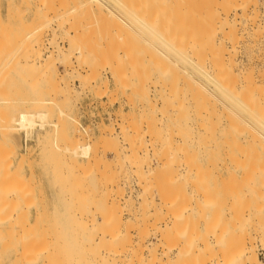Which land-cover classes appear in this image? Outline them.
Segmentation results:
<instances>
[{"label":"rangeland","instance_id":"rangeland-1","mask_svg":"<svg viewBox=\"0 0 264 264\" xmlns=\"http://www.w3.org/2000/svg\"><path fill=\"white\" fill-rule=\"evenodd\" d=\"M98 1L97 0H0V29L3 30V32L0 31L1 34L3 35L2 36L0 34V39L2 38L0 40V47H1L0 57H4V60L2 58L3 63L0 58V64H1L0 77L2 75L1 73H3L2 70H6L10 63L9 71L6 70L4 72L5 74L2 75L3 80L2 78L0 79L2 81V82L0 81V87H2L0 89L1 92L0 99L6 98V96L7 98L11 97L12 102L10 101L9 104L13 103L12 104L13 107H9V106L5 107L1 105L0 108H2L3 111H1L0 109V112L7 113L6 110L11 111L12 109L9 117L12 116L11 118L14 119H17L21 112L38 113L41 111H46V112L48 111L49 114L51 113L50 114L51 117L50 116H48L49 118L47 117L48 119V121L46 120L47 123L46 121L44 122V128L46 126L45 129H41L39 127L40 121L37 120V126L34 129H32L34 130L32 131L34 133H30L31 130L26 131V129H20L19 125L17 126L15 123H12L14 127L13 129L14 131L12 133H14V135L16 136H19L21 139L19 141L20 142L19 146H21L20 150L22 151L19 158V161L22 160V162L20 163L21 165L20 181L25 183L22 184L19 181L20 185L22 184L21 186L19 185L20 187L19 191L20 193H22L20 199V202L22 203V205L20 203L22 212L20 211V215L21 216L23 215L22 218L20 216L19 221L23 229H25V231L32 230L33 232L36 233V237H37L36 240L38 241L36 243L37 244L39 243L38 246H41L40 247L41 251L40 252L38 251V253H41L39 255H42L39 256V259L36 264H44V263L58 264L53 262L49 263L48 260L43 261L46 260L45 254L48 253L47 249H50V246L54 247V244L55 246L59 245L60 250L61 251L65 250V253L66 252L71 253L73 249L74 251L76 250L75 248H79V250L86 252V250L81 249V247H84L85 245L87 247V245H89L91 241L96 240L98 236L101 235L100 232L106 235H109L110 232L114 234L116 233L117 236L121 237L122 239L120 243L121 245L119 246L123 251L129 249L138 251L140 249L139 250L140 254L144 255L143 258L146 259L149 256V260L153 259L152 256L155 255L156 260L152 262L155 264L158 263L172 264V263H176L175 260H177V263H181V264L202 263L203 261L204 263L205 262L222 263L223 262L221 260L222 250L221 251L218 250L219 248L222 249L228 247V250L229 249L231 250L235 246L237 247L235 248L234 251L235 253L232 252L234 248L231 250V252L238 255L242 249L241 248L242 244H244V246L242 245V247L245 246L248 248L252 247L260 263L264 264V194H263L264 182H262L264 180V171H263L264 144H259L260 146L263 145V147L261 146L262 148H259V145L257 146L258 141L255 142L256 145L254 144V147L256 146L255 151L257 153L259 152L261 153L263 149V152L261 153L262 155L259 153V155L263 158V160L256 153L254 158L256 160L261 159V161L258 160L257 163L256 160H254L257 164L256 165L254 162V166L255 165L258 166L260 163L261 164L258 167L256 166L254 168L252 167L251 168L252 170L250 169V171L249 169H246L249 168L248 166L249 164L246 165V167L243 166L245 169H243V167L241 168L239 167L237 169L233 168L234 170L225 167L224 165L223 166L221 165L223 158L222 159L220 158L221 156L224 157V153H225V151H223L225 147L222 146L224 144V140H223L224 137L222 140L219 141V145L214 147V149L211 151L212 153L210 152L211 155L209 154L208 156L207 155L200 156L199 151L197 149L198 144L196 145L194 144L196 143L197 140V136L195 133L196 130H195V113H194L195 110L194 107L196 106V105L194 106V103L197 99L196 98L197 94L194 93L197 91L196 82H195L196 63H198L197 60L199 59L201 60V58L202 59L204 58L206 60H204L203 62L208 63L210 62V60L213 59V65L214 63H216L215 65L217 67H219V65L221 64L220 62L227 61V63L224 64L225 69L227 67L228 70L234 72V73L229 72L231 76L228 74L229 75L228 78L231 77L229 81L230 82L232 81L231 83L229 82V85L231 84L234 85V83L236 81L238 82L239 81L238 79H240V83L238 82L239 84H237V82L235 83V85H237L236 89L240 88L241 90L247 92L245 96H248L247 98H249V100L248 99L247 100L250 101V106L253 105L252 106L253 108L254 106H256V110L258 111L257 109L259 108L258 106H260L261 108V105L264 104V92H263L264 91L263 88L264 87V68H263L264 67V0H256V1L243 0V2L242 0H235L237 2L239 1L238 2L239 4L237 2L232 4L235 5L238 4L241 10L238 8L236 9V7L233 6L226 21L224 20V25H221V29L214 28L220 26V25L216 26L217 23L216 21L214 27L212 26L213 24L208 25L210 23L209 20L211 19L210 15L211 17L214 16V15L212 16V13L210 14L211 10L210 12L209 11L207 12L208 13L207 15H209V17L206 16L207 17L206 18L202 16L206 14L205 9H207L206 8L207 3L210 4L208 5V7H210L211 4L213 6L209 9L212 8L214 9L218 6V4L215 5L216 7L214 6V3L215 4L217 3L214 2V0H210L209 1L210 3L209 2L206 3L205 1L202 2V0L201 1L197 0L198 2H202L201 4H198V2L197 3L194 2L195 0L194 1L189 0V2L187 0L186 2L188 3L184 1V4L186 3V5L184 6L182 3H180L177 0L175 1L168 0L171 3H168L167 0H165L167 2L158 0V2L161 1L159 2V7L157 5L158 2L156 3L157 0H145L146 3L144 0H128V1L103 0L105 3L102 0H98ZM113 1H118V2L121 1L120 3L122 5L116 4ZM127 2L128 4H126ZM153 2H154V5L152 4L153 7L147 6V4L150 5ZM174 2L176 3L174 4ZM244 2L246 5L244 4ZM189 3L190 5H192L189 6L190 9L193 7V9H191L193 10V12L187 6V4L189 5ZM124 4L126 6H124ZM194 4H196V6H193ZM202 4H205V6L204 5L202 6ZM180 5L182 6L181 8ZM200 5L202 8L200 7ZM244 5L245 6L249 5V6L244 7ZM183 8L186 9L188 14L186 12L184 13L182 12ZM197 8L199 9V11H196ZM245 8L246 10H244ZM140 9L143 11H141ZM202 9L204 11H202ZM233 9H235L236 12H234ZM137 12H139L140 14ZM194 12H198V14ZM241 12L242 14H240ZM233 14L234 15L237 14L235 15V18ZM201 17L203 19L200 20ZM142 19L145 21L147 25L144 23ZM159 19L162 20L159 21ZM213 19L216 20V16L211 19V23L212 21L214 22ZM141 20L142 22H140ZM203 20L207 21L206 23L208 24L206 25L205 21ZM236 21L238 23H235ZM157 22L161 24L160 29H159L160 24H158ZM176 23H178V25ZM227 23L229 24L235 23L232 24L235 27ZM204 24L205 26L203 29L204 30L203 33V30L201 32L200 30L203 27L202 25ZM1 25L2 27L4 26V28H1ZM200 25L201 27H198ZM154 26H156L157 28ZM190 26L193 27L191 28ZM209 26H211L210 27L211 29L209 28ZM207 28L209 29V31H207L208 30ZM73 29H75V31ZM137 30L138 31L140 30V32H138ZM196 31H198L197 34L193 35L196 33ZM205 31L207 33H205ZM14 32L17 33V35L14 34ZM224 32H226L227 34L225 35ZM6 33L7 34L10 33L11 34L10 37L9 35L8 36L5 35ZM36 33H37V37H36ZM163 33L167 34V36ZM186 34L188 36H185ZM207 34L211 36V37L208 36L209 40ZM163 35L165 36V38ZM22 36L23 37L26 36V37L23 38ZM123 36L125 39L123 38ZM193 36L197 37V39L199 40H197L196 42V39H194ZM202 37H204L205 40ZM213 37L214 40L212 39ZM14 38L17 40H14ZM76 40L78 41V43L81 42L82 47H80L78 43H77L78 45L75 44L77 42ZM221 40H223L224 43H222ZM14 41L17 42L14 43ZM26 41H29V43ZM172 41L174 42V44ZM200 41H201V45H203V48L202 46L198 45L200 44L198 43ZM218 41H220V43ZM4 42L5 44H3ZM214 42L216 46L214 45ZM17 43L22 46L21 47L17 46L18 45ZM32 43L34 46L32 45ZM29 44H31V46H29ZM209 44H211V46ZM11 45L13 47L15 46L16 48L11 47ZM217 45L219 47L221 45H224V47L221 46L222 47L221 50V47L219 48ZM8 46H10V48ZM198 46L200 47V50L202 48V50L200 51L201 53L199 52ZM209 46L212 47L214 50L212 51L211 50L212 48L209 50L208 49L210 48ZM58 47L62 51V53L61 51H59L58 53L57 51ZM192 47L193 48L196 47L195 50H193ZM17 48L18 50L21 51L16 50ZM79 48H81L82 51L80 52L82 54L79 53V50H77ZM160 48L161 50L162 49L163 50L160 51ZM26 49L28 50L26 51ZM33 49L35 50V52ZM129 49L131 50V52L129 51ZM223 49H225L226 52L224 53L221 52L222 53L221 54L220 51H224ZM203 50H205V53H203ZM227 50L229 52H227ZM125 51H127V54L125 53ZM210 51H212V53ZM232 53L233 55L235 54L234 55L235 57L232 55ZM79 55H82V58ZM198 55L199 56L202 55V56L199 57ZM8 56H10L9 59ZM51 56L54 58V61ZM15 57L17 59H15ZM128 58L132 59V61H130ZM125 59L128 60V62ZM235 61L238 63H236ZM34 62L36 64H34ZM29 64L34 65L35 68L30 67ZM48 64L50 65V67ZM237 64L238 67H236ZM241 64H242V68H241ZM5 65H7V67H5ZM53 65H55V67H53ZM22 67L25 70H23ZM40 69L42 72L40 71ZM238 70H240V72ZM93 71L95 72V75L92 76V74L94 73ZM249 71H252L253 74L250 73ZM51 72L53 73V75ZM181 72L184 74V78H185L183 82L186 81L187 83L188 82L187 80H189L190 84L189 83L187 84L190 85L189 87L191 89L188 87V85L185 82L184 84L182 83L181 79L183 78V74ZM247 72L248 74L249 73L250 74L247 75ZM29 73H31L32 75H30ZM42 73L46 76H44ZM180 73L182 74V78ZM235 73L236 76L237 75L239 76V77L237 76L238 77L236 78L237 80L232 78L235 76L234 75ZM8 74H10V76ZM142 74L144 76H147L148 78L144 77ZM246 76L248 78H251L249 79V81L250 80L253 81L252 82L253 84H251V82L249 81H246L248 80L246 79ZM7 77L11 78L12 80L7 79ZM159 77L162 78L161 80L163 81V85H160L162 84L161 83L162 81L160 80L158 81V79H160ZM5 79H7V81ZM233 79L235 80V82H233ZM9 80H11L10 84L8 82ZM26 80L27 82H25ZM48 80H50V82L52 81L51 82L52 86ZM5 81L6 84H8L6 86H8L9 90L13 87L12 88L13 90L12 89L10 90V95L13 96L15 94L16 96L14 95L13 97L15 98L17 97V100L9 95V91L7 87L4 88L5 89L4 91L3 87L5 86ZM58 81H60V83ZM31 82L33 83V85ZM59 84L60 86H58ZM232 85L231 87L234 88L235 85L234 87ZM68 86L70 87V89ZM249 88L252 90H250ZM46 89L48 91H46ZM56 90H59L58 91L59 93ZM53 91L55 93H53ZM63 91L66 92L64 93ZM60 92L61 95L58 96ZM3 93H5L6 96H4L5 94ZM245 96L244 99L246 98ZM193 97L196 99H194ZM39 99L47 100L49 103L51 102L49 105L45 106V108L48 107V109L47 108L43 109L41 106L40 108H37L36 106L39 105L36 106L34 105V103L40 101ZM162 101L165 102L162 103ZM248 101L247 103H249ZM34 106L37 109H34L33 108ZM250 106L248 105V109ZM261 110L263 111V109ZM1 114L3 113H0V115ZM6 116L4 113V116L1 117L3 118L4 122L6 119L9 118L7 117L5 119ZM57 118H59L58 123H57L58 121ZM0 121L4 125L7 122L6 121L5 123H3L2 119ZM1 122H0V133H1V128L3 127ZM249 127L251 128L252 132L253 131L255 132L254 130L255 126L252 127L250 125ZM15 128L17 129L15 130ZM27 133L28 136H30L28 141H26L25 138ZM78 145L85 146V148L89 146V150H87L89 158L81 157L80 154L76 156L74 155V153L73 154L71 153L76 150L75 148H77ZM184 145L186 146L183 148ZM219 148L222 150H220ZM48 149H50L51 151ZM59 150L62 151L60 152ZM215 150L217 151V153L220 152L218 154L219 157H217V153ZM67 151L70 153L66 154ZM78 151L79 153H81L80 150ZM175 151L176 153L177 152L178 153L176 154ZM180 151L186 153L187 156L184 155L183 152L181 153ZM119 152L121 153L123 152V154L120 153L122 155L120 156L121 158H116L115 154L116 153L119 154ZM163 152L164 153L172 152V153L170 154L165 153L167 157L163 156V158H161L162 155H164ZM137 153L139 154V156L137 157L139 159L141 158L140 160L138 158L132 157L135 154L138 155ZM173 153H175L174 156ZM125 154L127 156L133 154L132 156H129L133 160V162L130 160L128 161L127 160L128 157L125 158L126 156ZM29 156H31V158H29ZM168 156H170L171 158L169 159ZM215 157H217V160H214L216 159ZM166 158H168L169 161ZM183 158L185 159V161ZM206 158L208 160L211 159V161L208 162L209 163L213 162V164L212 163L208 164ZM27 161H30L29 167L31 168L32 172L29 171L30 168L27 166L28 164ZM74 161L77 162L76 166ZM138 161L139 162L141 161V163H139ZM54 162L55 163L57 162L56 163L57 165ZM130 162H132V164L136 163V165L141 164L142 166L134 167L131 166ZM184 164L185 166L187 165L188 167L187 166L185 167ZM190 168L191 170H189ZM259 169L262 171H259ZM33 171L35 173L33 174V177L35 176L34 178L35 180L33 181V184L30 185L28 184V181L24 179V176L25 178H27L28 173L29 172L33 173ZM47 177L50 179V181ZM253 177H255V180ZM79 178L84 180L79 181L80 180ZM77 180L79 183L76 182ZM4 181L2 182L0 180V217H2V215L9 216V222H8L9 224L7 223L3 229L2 227H0V229H2L0 230V264H17V253H16L17 245H18L17 204H16L15 196H11L6 192V188H8L10 184L13 185L14 182L10 183L7 180ZM59 184L62 187L65 186L64 189H66L67 192L64 189L61 190H59V188L57 189L56 185H58L59 187ZM28 186L31 187L28 188ZM23 189H25V191ZM31 191L33 194L31 193ZM63 191L64 193H62ZM131 191H133L132 194H130ZM27 195L28 196L30 195L29 196L30 199L29 197L28 198L24 197ZM131 195L133 196L130 198ZM61 196L63 197L65 196V197L63 198ZM144 198H146L144 200L146 201V204L149 202L147 205L145 204V202H143L144 204L142 203V199ZM244 200L245 202H243ZM26 201H28L27 203L29 204H26ZM30 201H32L33 203L35 202L36 205ZM89 201L91 202L90 203L91 206L90 205L87 206V204H89ZM23 202L25 203L23 204ZM209 203L210 205H208ZM89 206L91 207V211L93 212L95 211V208H97L96 211L94 212L97 213L95 214V218H96L95 220L98 221V224L100 226H103L102 222L104 221L105 222V223L103 222L104 225H106L107 228H110L111 230L110 232H108L109 229H104L106 228L104 226L103 227L97 226L98 228L93 227L94 224L93 225L91 224L94 221L92 220L94 219V217H92L93 215L91 216L89 214L87 215L85 214L86 211L87 212L90 211ZM207 206H209V210ZM211 207H215L216 211H214L215 208L212 209ZM81 208H83L84 210ZM244 208H246L247 210ZM255 208L258 211H256ZM24 211H25V215H24ZM77 211L78 213H76ZM257 212L258 214L261 212L260 213V215H262L261 219H263L261 222H259L260 220L256 219V215H258ZM203 213H205L203 217H205L206 219L203 218L202 221L201 217ZM213 213L214 214L217 213V215L215 214L216 217L214 216ZM91 214L93 213L91 212ZM101 215L103 216V218ZM234 215L237 217H235ZM260 215L258 216L259 219H260ZM178 216L180 217L178 218ZM212 216L216 218L215 222H214L215 218L213 220ZM222 218H224V220ZM209 219L210 222L208 223L207 221H209ZM242 219L243 220L245 219V222H243L244 225L242 223L243 226H240V223L243 221ZM248 219L250 220L249 222ZM173 220L174 221L176 220L175 223H172L174 222ZM253 220L257 221L259 224H257ZM81 222L84 223L81 224ZM107 222L108 224H106ZM86 223L88 224L90 223V224L88 225ZM171 223L173 224V226H171L170 228ZM248 223H252L250 224L251 227H249ZM166 224H168L169 227L165 226ZM205 224H207L208 228H209V224H211L210 225L211 228L213 229L215 227L214 229L216 231H214L213 229V231L211 230V232L213 233L211 232H210L211 234L207 233L210 231V229L208 231V228L204 227ZM33 226L35 227L33 228ZM79 228L80 229L82 228L81 231H79ZM204 228H207V230L206 229L204 230ZM216 228L219 229L217 230ZM223 228L225 229L223 230ZM251 228L253 230H250ZM55 229L56 231H54ZM221 229L223 231H221V235H220L219 230ZM95 230L99 232V234L97 233L98 234L97 237H96V233L94 232ZM202 234H204V236ZM215 234L217 235V237ZM233 234H236L234 235L235 236L234 238L230 236ZM242 234L244 237L241 236ZM211 235H214L215 237ZM179 237L180 238L182 237V240ZM204 237L205 238L207 237V239H205ZM226 237L228 238V240ZM225 238L227 241L223 240ZM81 239L83 241H81ZM200 239L203 240L204 242L202 241L201 243ZM86 241H88L89 244H85ZM81 242H85V243H81ZM206 242H208V244ZM51 243L54 244L51 245ZM205 243L208 247L214 248L213 252L211 250L212 254L209 251L210 250L209 248L207 249L202 248V246L205 245ZM229 243H231V245ZM232 243L234 244V246ZM81 244L82 245L85 244V245L81 246ZM71 245L73 247H71ZM176 245L177 248H175ZM42 246L44 247L42 248ZM68 247L69 249L67 251ZM170 247L173 250L170 249ZM71 248H73L72 251ZM200 249L202 250V252L203 251L205 252V253L203 252L204 256L199 254L200 252L198 251ZM9 250L11 252L10 254L8 253ZM77 251L78 250H76V252ZM208 251L210 253H207ZM4 252H5V256L3 254ZM85 252L83 254H85ZM213 253L214 254L216 253V255H213ZM71 254L74 253L72 252ZM125 255L126 253L121 254L120 256L121 262H124L122 261V259H126ZM207 255H209V258ZM198 256L199 257L202 256L201 259H199ZM60 258L63 259L62 256ZM61 259L60 261H58L59 264H62L61 262L64 261V260L61 261ZM117 260L118 259H116V261ZM120 261L117 262V264L118 263L121 264ZM69 264H76V263H69Z\"/></svg>","mask_w":264,"mask_h":264},{"label":"bare ground","instance_id":"bare-ground-1","mask_svg":"<svg viewBox=\"0 0 264 264\" xmlns=\"http://www.w3.org/2000/svg\"><path fill=\"white\" fill-rule=\"evenodd\" d=\"M98 1V0H97ZM103 1V0H102ZM119 1V0H118ZM118 1H113V2H115L116 4H120V5H122L120 2H118ZM128 1V0H127ZM145 1V0H144ZM144 1H143V3H144ZM162 1H165V0H162ZM168 1V0H167ZM167 1H165V2H167ZM173 1H175V0H173ZM177 1H179L180 3H182L183 4V6L184 5H186V3H188L189 2V0H188V2H186L187 0H177ZM184 1L186 2L185 4H184ZM194 1V0H193ZM193 1H191V2H193ZM198 1H201V0H198ZM197 0H195L194 2H198ZM203 1H205L206 3L207 2H209L210 0H208V1H206V0H202V2ZM234 1V2H233ZM254 1V0H253ZM252 1V2H253ZM256 1V0H255ZM99 2V1H98ZM104 2V1H103ZM102 2V3H103ZM124 2V1H123ZM149 2H151V1H149ZM155 2V1H154ZM154 2L153 3H151L150 5L149 4H147V6H151V7H153L152 6V4L154 5ZM158 2V0L156 1V3ZM159 2H161V1H159ZM159 2H158V7H159ZM164 2V3H165ZM202 2H198V4H201ZM214 2H217L216 4L214 3V6L215 5H217L218 4V6L216 7V8H212V9H209V8H211V7H213L212 6V4H211V6L210 7H208V5H210V4H208L207 3V5H206V8L207 9H205V7H204V9H205V15H202V16H204V17H209V15H207L208 13V11L210 12V10H211V12H210V14L212 13V16L213 17H215L216 16V20H214V22L212 21V23H211V19L213 18V17H211V15H210V23L208 24V23H206L207 21H205V20H203V21H205V23H206V25L208 24V25H212L213 27L215 26L214 24L216 23V26L217 25H220V26H218V27H214L215 29H217V28H219V29H221V25H224V20L226 21V19H227V17L229 16V13L231 12V8H233V6H235L236 7V9L238 8V9H240L239 8V1L237 2V1H235V0H214ZM238 3L237 5H235V4H232V3ZM242 2H243V0H242ZM101 3V2H100ZM105 3V2H104ZM103 3V4H104ZM145 3H146V1H145ZM163 3V2H162ZM161 3V4H162ZM168 3H171L170 1H168ZM176 2H174V4H175ZM179 3V4H180ZM210 3V2H209ZM126 4H128V2L126 3ZM136 4V3H135ZM244 4H245V2H244ZM252 4H254V3H252ZM144 5V4H143ZM142 5V6H143ZM163 5H166V4H163ZM162 5V6H163ZM171 5V4H170ZM177 5V4H176ZM205 6V4H202V6ZM230 5H232V6H230ZM240 5H242V4H240ZM246 5V4H245ZM244 5V7H247V6H249V5H247V6H245ZM124 6H126L125 4H124ZM156 6V5H155ZM161 6V7H162ZM187 6L189 7V6H192V5H190V3H189V5L187 4ZM193 6H196V4H194ZM199 6V5H198ZM197 6V7H198ZM129 7V6H128ZM169 7V6H168ZM175 7V6H174ZM182 6L180 5V8H181ZM200 7H201V5H200ZM234 7V8H235ZM256 7V6H255ZM126 8V7H125ZM196 8V7H195ZM194 8V9H195ZM202 8V7H201ZM201 8H200V10H201ZM241 8H243V7H241ZM129 9V8H128ZM133 9V8H132ZM185 8H183V10H182V12L184 13V12H186L187 13V11H186V9L184 10ZM189 9H190V7H189ZM191 9H193V7L191 8ZM190 9V10H191ZM198 9V8H197ZM196 9V11H199V9L197 10ZM209 9V10H208ZM138 10V9H137ZM137 10H134V11H137ZM141 10V9H140ZM139 10V11H140ZM188 10V9H187ZM234 10V12H236V10L235 9H233ZM241 10V9H240ZM243 10V9H242ZM244 10H246V8L244 9ZM254 10V9H253ZM141 11H143V10H141ZM180 11V10H179ZM189 11V10H188ZM192 12H193V10H191ZM191 11H190V13H191ZM202 11H204L203 9H202ZM201 11V12H202ZM129 12H130V10H129ZM133 13H135V12H133ZM137 13H139V12H137ZM181 13V12H180ZM194 13H197L198 14V12H194ZM214 13V14H213ZM132 14V13H131ZM140 14V13H139ZM188 14V13H187ZM201 14V13H200ZM238 14V13H237ZM237 14H235V15H237ZM240 14H242V12L240 13ZM246 14V13H245ZM184 15V14H183ZM234 15V14H233ZM235 15H234V18H235ZM124 16V15H123ZM132 16V15H131ZM143 16V15H142ZM247 16V15H246ZM245 16V17H246ZM118 17V16H117ZM121 17V16H120ZM145 17V16H144ZM156 17V16H155ZM187 17V16H186ZM190 17V16H189ZM198 17H199V15H198ZM206 17V18H207ZM241 17V16H240ZM139 18V17H138ZM148 18V17H147ZM146 18V19H147ZM153 18V17H152ZM157 18V17H156ZM119 19V18H118ZM133 19H134V17H133ZM137 19V18H136ZM135 19V20H136ZM154 19V18H153ZM158 19V18H157ZM193 19H195V18H193ZM199 19V18H198ZM201 19H203L202 17L200 18V20ZM248 19H249V17H248ZM253 19V18H252ZM140 20V19H139ZM143 20V19H142ZM142 20L140 21V22H142ZM148 20V19H147ZM146 20V21H147ZM160 20H162V19H159V21ZM186 20V19H185ZM184 20V21H185ZM234 20H236V19H234ZM246 20V19H245ZM256 20V19H255ZM144 21V20H143ZM153 21V20H152ZM156 21V20H155ZM179 21H181V20H179ZM188 21V20H187ZM186 21V22H187ZM192 21V20H191ZM197 21V20H196ZM202 21V22H203ZM216 21V22H215ZM228 21V20H227ZM230 21V20H229ZM239 21V20H238ZM120 22V21H119ZM123 22H124V20H123ZM198 22V21H197ZM222 22H223V24H222ZM231 22H233V21H231ZM249 22V21H248ZM129 23V22H128ZM144 23H145V21H144ZM158 23V22H157ZM163 23V22H162ZM199 23H200V21H199ZM235 23H238L237 21L235 22ZM235 23H230L231 25L232 24H235ZM247 23V22H246ZM143 24V23H142ZM146 24V23H145ZM158 24H160V23H158ZM177 25H178V23H176ZM187 24V23H186ZM203 24V23H202ZM225 24H226V22H225ZM227 24H229V23H227ZM229 24V25H230ZM252 24H254V23H252ZM72 25V24H71ZM120 25V24H119ZM122 25V24H121ZM130 25V24H129ZM147 25V24H146ZM154 25V24H153ZM156 25V24H155ZM191 25V24H190ZM198 25V24H197ZM197 25H194V26H197ZM245 25V24H244ZM149 26V25H148ZM158 26V25H157ZM163 26V25H162ZM189 26V25H188ZM203 27L201 28V30H200V32L204 29V26H205V24L204 25H202ZM227 26V25H226ZM233 26V25H232ZM253 26V25H252ZM259 26V25H258ZM27 27V26H26ZM127 27H129V26H127ZM154 27H156V26H154ZM160 27H161V24H160V26H159V29H160ZM191 28L193 27V26H190ZM198 27H201V25L200 26H198ZM211 26H209V28H210ZM233 27H235V26H233ZM232 27V28H233ZM239 27V26H238ZM246 27V26H245ZM257 27V26H256ZM260 27V26H259ZM1 28H4V26L2 27V25H1ZM134 28V27H133ZM144 28V27H143ZM142 28V29H143ZM152 28V27H151ZM157 28V27H156ZM166 28V27H165ZM206 28V27H205ZM7 29V28H6ZM35 29V28H34ZM128 29V28H127ZM146 29V28H145ZM147 29H149V28H147ZM193 29H195V28H193ZM199 29V28H198ZM208 29V28H207ZM211 29V28H210ZM226 29V28H225ZM231 29V28H230ZM229 29V30H230ZM29 30V29H28ZM32 30V29H31ZM74 31H75V29H73ZM136 30V29H135ZM151 30V29H150ZM149 30V31H150ZM179 30V29H178ZM178 30H177V32H178ZM232 30V29H231ZM230 30V31H231ZM234 30V29H233ZM244 30V29H243ZM0 31L1 32H3V30H1L0 29ZM138 31V30H137ZM142 31V30H141ZM148 31V32H149ZM152 31V30H151ZM160 31V30H159ZM207 31H209V29L207 30ZM212 31H214V30H212ZM261 31H262V29H261ZM1 32H0V34H1ZM9 32V31H8ZM7 32V33H8ZM16 32V31H15ZM14 32V34H16L17 35V33H15ZM71 32V31H70ZM138 32H140V30L138 31ZM166 32V31H165ZM187 32V31H186ZM197 32L198 31H196V33L195 34H193V35H196L197 34ZM200 32H199V34H200ZM211 32V31H210ZM221 32V31H220ZM5 34V35H9V37H10V33L9 34ZM31 33V32H30ZM72 33V32H71ZM87 33V32H86ZM123 33V32H122ZM124 33H125V30H124ZM131 33V32H130ZM145 33V32H144ZM151 33V32H150ZM153 33V32H152ZM156 33V32H155ZM188 33V32H187ZM203 33H204V30H203ZM202 33V34H203ZM205 33H207L206 31H205ZM212 33V32H211ZM215 33V32H214ZM225 33V35L227 34L226 32H224ZM233 33V32H232ZM253 33V32H252ZM256 33V32H255ZM254 33V34H255ZM261 33V32H260ZM4 34V33H3ZM39 34V33H38ZM64 34V33H63ZM68 34V33H67ZM77 34V33H76ZM139 34V33H138ZM149 34V33H148ZM163 34H165V33H163ZM179 34V33H178ZM181 34V33H180ZM217 34V33H216ZM229 34V33H228ZM2 35V34H1ZM16 35H14V36H16ZM75 35V34H74ZM88 35V34H87ZM127 35V34H126ZM141 35H142V33H141ZM166 36H167V34H165ZM222 35V34H221ZM3 36V35H2ZM13 36V37H14ZM69 36V35H68ZM125 36V35H124ZM124 36H123V38H124ZM129 36V35H128ZM145 36V35H144ZM160 36V35H159ZM164 36V35H163ZM185 36H188L187 34L185 35ZM199 36V35H198ZM211 37L210 35H208L207 34V37ZM216 36V35H215ZM254 36V35H253ZM21 37V36H20ZM23 37V36H22ZM24 37H26V36H24ZM23 37V38H24ZM29 37V36H28ZM36 37H37V33H36ZM83 37V36H82ZM161 37V36H160ZM194 37V36H193ZM206 37V38H207ZM209 37H208V40H209ZM239 37V36H238ZM252 37V36H251ZM258 37V36H257ZM16 38V37H15ZM14 38V40H17V39H15ZM35 38V37H34ZM74 38H75V36H74ZM122 38V39H123ZM126 38H128V37H126ZM136 38V37H135ZM144 38V37H143ZM164 38H165V36H164ZM203 39H204V37H202ZM216 38V37H215ZM220 38V37H219ZM228 38V37H227ZM250 38V37H249ZM256 38V37H255ZM2 39V38H1ZM0 39V40H1ZM12 39V38H11ZM27 39V38H26ZM25 39V40H26ZM64 39V38H63ZM87 39V38H86ZM125 39V38H124ZM129 39H130V37H129ZM163 39V38H162ZM194 39H196V42H197V40H199V39H197V37H194ZM200 39H201V37H200ZM213 40H214V37L212 38ZM222 39V38H221ZM9 40V39H8ZM29 40V39H28ZM72 40H74V39H72ZM71 40V41H72ZM79 40H80V38H79ZM148 40V39H147ZM168 40V39H167ZM205 40V39H204ZM212 40V41H213ZM220 40V39H219ZM254 40V39H253ZM22 41V40H21ZM70 41V40H69ZM77 41V40H76ZM82 41V40H81ZM124 41V40H123ZM166 41V40H165ZM192 41V40H191ZM210 41H211V39H210ZM222 41V43H224V41L223 40H221ZM17 41H14V43H16ZM26 42H28L29 43V41H26ZM50 42V41H49ZM83 42V41H82ZM173 42V41H172ZM219 43H220V41H218ZM28 43H26V44H28ZM34 43V42H33ZM33 43H32V45H33ZM43 43V42H42ZM58 43V42H57ZM71 43V42H70ZM74 43V42H73ZM78 43V41L75 43V44H77ZM198 43H200V44H198V45H200V46H202V48H203V45H201V41L200 42H198ZM208 43V42H207ZM211 43V42H210ZM3 44H5V42L3 43ZM18 44V43H17ZM35 44V43H34ZM79 44V46L80 47H82L81 46V42H79L78 43ZM77 44V45H78ZM173 44H174V42H173ZM251 44V43H250ZM254 44V43H253ZM59 45V44H58ZM178 45V44H177ZM210 46H211V44H209ZM214 45H215V42H214ZM3 46V45H2ZM15 46H16V44H15ZM13 47L12 45H11V47H13V48H16V47ZM17 46H22V45H17ZM29 46H31V44H29ZM29 46H28V48H29ZM34 46V45H33ZM208 46V45H207ZM209 46V47H210ZM216 46V45H215ZM218 46V45H217ZM222 47H224V45H221ZM220 46V47H221ZM9 48H10V46H8ZM23 47H24V45H23ZM25 47H26V45H25ZM199 47V46H198ZM219 47V46H218ZM219 47V48H220ZM222 47H221V50H222ZM1 48V47H0ZM4 48V47H3ZM55 48V47H54ZM95 48V47H94ZM159 48V47H158ZM163 48H165V47H163ZM193 48V47H192ZM196 48V47H195ZM195 48H193V50H195ZM202 48H201V50H202ZM212 47H210V48H208L209 50L211 49ZM219 48H218V50H219ZM250 48V47H249ZM38 49V48H37ZM53 49V48H52ZM62 49V48H61ZM171 49V48H170ZM179 49H180V47H179ZM183 49V48H182ZM198 49V48H197ZM196 49V50H197ZM226 49V48H225ZM225 49H223L224 51H220V53L221 52H226L225 51ZM2 50V49H1ZM11 50V49H10ZM14 50V49H13ZM12 50V51H13ZM16 50H18V48L16 49ZM28 49H26V51H27ZM34 50V49H33ZM32 50V51H33ZM42 50V49H41ZM77 50H79V53H81L80 51H82L81 50V48H79V49H77ZM90 50V49H89ZM94 50V49H93ZM126 50V49H125ZM128 50V49H127ZM163 50V49H162ZM161 50V48H160V51H162ZM200 50V47H199V52L201 51ZM212 51L214 50L213 48L211 49ZM217 50V49H216ZM11 51V52H12ZM18 51H21V50H18ZM25 51V52H26ZM58 53H59V51H61L60 49H59V47H58ZM56 51V52H57ZM129 51L131 52V50L129 49ZM158 51V50H157ZM180 51H181V49H180ZM212 51H210L211 53H212ZM11 52H10V54H11ZM15 52V51H14ZM13 52V53H14ZM34 52H35V50H34ZM39 52H40V50H39ZM38 52V53H39ZM196 52V51H195ZM217 52V51H216ZM227 52H229L228 50H227ZM247 52V51H246ZM4 53V52H3ZM12 53V54H13ZM17 53V52H16ZM24 53V52H23ZM52 53V52H51ZM54 53V52H53ZM61 53H62V51H61ZM71 53V52H70ZM125 53L127 54V51H125ZM129 53V52H128ZM164 53V52H163ZM162 53V54H163ZM201 53V52H200ZM203 53H205V50H203ZM203 53H202V55H203ZM237 53V52H236ZM254 53V52H253ZM8 54V53H7ZM9 54V55H10ZM32 54V53H31ZM34 54H37V53H34ZM40 54V53H39ZM72 54H73V52H72ZM82 54V53H81ZM86 54H88V53H86ZM216 54V53H215ZM222 54V53H221ZM250 54V53H249ZM15 55H18V54H15ZM90 55V54H89ZM129 55V54H128ZM202 55H200V56H202ZM227 55V54H226ZM231 55V54H230ZM229 55V56H230ZM232 55H233V53H232ZM235 55V54H234ZM233 55V56H234ZM0 56H1V54H0ZM21 56V55H20ZM27 56V55H26ZM41 56H42V53H41ZM53 56V55H52ZM51 56V57H52ZM81 58H82V55H79ZM84 56V55H83ZM91 56V55H90ZM130 56V55H129ZM199 56V55H198ZM197 56V57H198ZM199 56V57H200ZM7 57V56H6ZM13 57V56H12ZM16 57H18V56H16ZM15 57V59H17ZM22 57V56H21ZM63 57V56H62ZM78 57V56H77ZM165 57V56H164ZM193 57V56H192ZM227 57V56H226ZM225 57V58H226ZM235 57V56H234ZM253 57V56H252ZM251 57V58H252ZM1 58V60H2V58H3V60H4V57H0ZM10 58V56H8V59ZM24 58H25V56H24ZM53 58V57H52ZM79 58V57H78ZM96 58V57H95ZM99 58V57H98ZM97 58V59H98ZM127 58V57H126ZM184 58V57H183ZM187 58V57H186ZM196 58V57H195ZM211 58V57H210ZM213 58V57H212ZM224 58V59H225ZM12 59H14V58H12ZM27 59V58H26ZM35 59V58H34ZM48 59V58H47ZM59 59V58H58ZM90 59V58H89ZM129 59V58H128ZM209 59V58H208ZM228 59V58H227ZM232 59V58H231ZM3 60H2V63H3ZM11 60V59H10ZM21 60V59H20ZM51 60V59H50ZM78 60V59H77ZM81 60V59H80ZM91 60V59H90ZM89 60V61H90ZM100 60V59H99ZM126 60V59H125ZM130 61H132V59H129ZM202 60V61H201ZM201 60L199 59V60H197V62L198 63H196V71H195V77H196V89H197V91L196 92H194V93H196L195 95H196V98H194V99H196V101H195V103H194V108H195V110H194V113H195V130H196V136H197V140H196V143H194L195 145L196 144H198V151H199V154H200V156H202V155H209L210 154V152L214 149V147H216V146H218L219 145V141L220 140H222L223 139V137H224V144L222 145V146H224L225 148V150L223 149V151H225V153H224V157H222L221 156V158L220 159H222V166L224 165L225 167H228V168H231V169H237V168H241V167H243V166H245L246 167V165H248L249 166V168H246V169H249V171H250V169L253 167H255L257 164H256V162L258 161V160H260L261 161V159L263 160V158H264V156H263V158L259 155V153H257L255 150H256V146L254 147V144H255V142H257L258 141V144H257V146L259 145V144H264V104L263 105H261V108H260V106H258V104H257V106L259 107V108H257L258 109V111L256 110V106H254V108L252 107L253 105H251L250 106V101H248L249 100V98H247L248 96H245V94L247 93V92H245L244 90H241L240 88V91H239V89H236V87H237V85H235V83L237 82H235V80H237L236 78H238L237 76H236V73L234 74L235 76L234 77H232V78H234L233 79V82H235L234 83V85H235V87H234V85H232L234 88H232L231 87V85H229V79H231V77L230 78H228L229 77V75L231 76V74H229V72H231V70H228V68L226 67V69H225V66H224V64L225 63H227V61L226 62H220L219 64L221 65H219V67H217L215 64L216 63H214V65H213V59L212 60H210V62H208V63H204L203 61L204 60H206V59H202L201 58ZM208 60V61H209ZM217 60V59H216ZM221 60H222V57H221ZM263 60V59H262ZM45 61V60H44ZM53 61H54V58H53ZM83 61V60H82ZM127 62H128V60H126ZM190 61V60H189ZM218 61V60H217ZM246 61V60H245ZM6 62H7V60H6ZM5 62V63H6ZM9 62V61H8ZM23 62V61H22ZM215 62V61H214ZM229 62H230V60H229ZM231 62H232V60H231ZM236 62V61H235ZM240 62V61H239ZM253 62V61H252ZM4 63V64H5ZM12 63H13V61H12ZM11 63V64H12ZM53 63V62H52ZM51 63V64H52ZM94 63V62H93ZM236 63H238V62H236ZM244 63V62H243ZM8 64V63H7ZM27 64V63H26ZM34 64H36L35 62H34ZM72 64V63H71ZM88 64V63H87ZM189 64V63H188ZM234 64V63H233ZM249 64V63H248ZM9 65H10V63H9ZM9 65H8V67H7V65H5V67H7V69L6 70H8L9 71ZM14 65V64H13ZM16 65V64H15ZM20 65V64H19ZM22 65V64H21ZM24 65V64H23ZM42 65V64H41ZM45 65V64H44ZM49 65V64H48ZM64 65H66V64H64ZM95 65V64H94ZM186 65V64H185ZM226 65H228V64H226ZM230 65H231V63H230ZM29 66L30 67H34V65H31V64H29ZM39 66V65H38ZM0 67H1V64H0ZM2 67H3V64H2ZM11 67H12V65H11ZM49 67H50V65H49ZM53 67H55V65H53ZM231 67H232V65H231ZM236 67H238V64L236 65ZM16 68V67H15ZM21 68V67H20ZM35 68V67H34ZM44 68V67H43ZM47 68V67H46ZM111 68H114V67H111ZM241 68H242V64H241ZM264 68V67H263ZM14 69V68H13ZM22 69H23V67H22ZM27 69H29V68H27ZM42 69V68H41ZM41 69H40V71H41ZM45 69V68H44ZM49 69V68H48ZM70 69V68H69ZM231 69V68H230ZM6 70H2L3 71V73H1L2 75L3 74H5L4 72L6 71ZM16 70V69H15ZM23 70H25V69H23ZM46 70V69H45ZM56 70H57V68H56ZM94 70V69H93ZM111 70H114V69H111ZM190 70H192V69H190ZM228 70V71H227ZM233 70V69H232ZM252 70V69H251ZM0 71H1V68H0ZM31 71V70H30ZM78 71V70H77ZM85 71V70H84ZM90 71H92V70H90ZM95 71V70H94ZM93 71V72H94ZM184 71V70H183ZM239 72H240V70H238ZM16 72V71H15ZM42 72V71H41ZM112 72V71H111ZM135 72V71H134ZM145 72V71H144ZM148 72V71H147ZM158 72V71H157ZM228 72V73H227ZM250 73H252V71H249ZM7 73V72H6ZM17 73H18V71H17ZM50 73V72H49ZM52 73V72H51ZM90 73H92V72H90ZM113 73V72H112ZM182 73V72H181ZM180 73V74H181ZM193 73V72H192ZM231 73H234L233 71L231 72ZM249 73V74H250ZM259 73V72H258ZM26 74V73H25ZM30 75H32L31 73H29ZM39 74V73H38ZM43 74V73H42ZM79 74H81V73H79ZM148 74V73H147ZM183 74V73H182ZM182 74H181V78H182ZM229 74V75H228ZM248 74V72H247V75H249ZM253 74V73H252ZM251 74V75H252ZM260 74V73H259ZM2 75H1V77H0V79L2 78V80H3V77H2ZM9 76H10V74H8ZM44 75V74H43ZM52 75H53V73H52ZM93 75H95V72L92 74V76ZM132 75V74H131ZM143 75V74H142ZM242 75H243V73H242ZM241 75V76H242ZM250 75V76H251ZM257 75V74H256ZM5 76V75H4ZM12 76V75H11ZM39 76V75H38ZM37 76V77H38ZM44 76H46V75H44ZM91 76V77H92ZM99 76V75H98ZM144 76V75H143ZM249 76V77H250ZM20 77H22V76H20ZM144 77H146V78H148L147 76H144ZM143 77V78H144ZM151 77V76H150ZM57 78V77H56ZM94 78V77H93ZM138 78V77H137ZM160 78V77H159ZM262 78V77H261ZM7 79H11V78H8L7 77ZM7 79H5L6 81H7ZM33 79V78H32ZM35 79V78H34ZM49 79H50V77H49ZM52 79V78H51ZM61 79V78H60ZM84 79V78H83ZM162 78H160V79H158V81L160 80V81H162L161 80ZM188 79V78H187ZM186 79V80H187ZM246 79H248V80H246V81H249V79H251V78H248L247 76H246ZM12 80V79H11ZM11 80H9L8 82H9V84H10V81ZM13 80H15V79H13ZM31 80V79H30ZM63 80V79H62ZM82 80V79H81ZM183 80H185V78H184V74H183V78L181 79V81H182V83L184 84V82L186 83V81H184L183 82ZM194 80V79H193ZM239 81V83H240V79H238ZM244 80V79H243ZM253 80V79H252ZM1 81V80H0ZM6 81H5V86L3 87V89L5 88V87H7V89H8V86H6V85H8V84H6ZM37 81V80H36ZM46 81V80H45ZM49 82H50V80H48ZM83 81V80H82ZM188 82L187 83H189L190 81L189 80H187ZM2 82V81H1ZM25 82H27V80L25 81ZM33 82V81H32ZM31 82V83H32ZM38 82V81H37ZM48 82V83H49ZM52 82V81H51ZM50 82V83H51ZM56 82V81H55ZM59 83H60V81H58ZM232 82V81H231ZM230 82V83H231ZM237 82V84H239ZM243 82H245V81H243ZM249 82H251V84H253L252 82L253 81H249ZM40 83V82H39ZM54 83V82H53ZM64 83V82H63ZM157 83V82H156ZM162 84H160V85H163V81L161 82ZM186 83V84H187ZM18 84V83H17ZM29 84V83H28ZM66 84V83H65ZM70 84V83H69ZM190 84V83H189ZM189 84H187L188 85V87L190 86ZM249 84V83H248ZM251 84H250V86H251ZM23 85V84H22ZM32 85H33V83H32ZM35 85V84H34ZM67 85V84H66ZM83 85V84H82ZM156 85V84H155ZM186 85V86H187ZM39 86V85H38ZM51 86H52V83H51ZM54 86H56V85H54ZM58 86H60V84L58 85ZM87 86V85H86ZM192 86V85H191ZM10 87V86H9ZM69 87V86H68ZM80 87V86H79ZM163 87V86H162ZM239 87V86H238ZM241 87V86H240ZM255 87V86H254ZM261 87V86H260ZM2 87H0V89H1ZM13 88V87H12ZM11 88V89H12ZM37 88V87H36ZM47 88V87H46ZM51 88V87H50ZM56 88V87H55ZM64 88V87H63ZM85 88V87H84ZM190 88V87H189ZM245 88V87H244ZM247 88V87H246ZM253 88V87H252ZM264 88V87H263ZM262 88V89H263ZM10 89V90H11ZM15 89V88H14ZM65 89H67V88H65ZM69 89H70V87H69ZM87 89H89V88H87ZM191 89V88H190ZM250 89V88H249ZM261 89V88H260ZM10 90L8 89V91H9V95H10ZM13 90V89H12ZM32 90V89H31ZM53 90H54V88H53ZM250 90H252V89H250ZM4 91H5V89H4ZM46 91H48L47 89H46ZM57 92L59 91V90H56ZM81 91V90H80ZM79 91V92H80ZM238 91H239V93H238ZM258 91H259V89H258ZM15 92V91H14ZM18 92H19V90H18ZM41 92V91H40ZM43 92V91H42ZM50 92H52V91H50ZM56 92V93H57ZM64 92V91H63ZM66 92V91H65ZM64 92V93H65ZM78 92V91H77ZM242 92H245V93H242ZM257 92V91H256ZM264 92V91H263ZM1 93V92H0ZM6 93V92H5ZM5 93H3V94H5ZM53 93H55L54 91H53ZM59 93V92H58ZM71 93V92H70ZM248 93H249V91H248ZM8 94V93H7ZM11 94H12V92H11ZM20 94H21V92H20ZM51 94V93H50ZM75 94H76V92H75ZM74 94V95H75ZM193 94V93H192ZM241 94V95H240ZM15 95V94H14ZM13 95V96H14ZM55 95H57V94H55ZM61 95V92H60V94L58 95V96H60ZM164 95V94H163ZM242 95H244L246 98L244 99V96H242ZM253 95V94H252ZM257 95V94H256ZM259 95V94H258ZM4 96H6V94L4 95ZM10 96H12V95H10ZM12 96V97H13ZM16 96V95H15ZM20 96H22V95H20ZM81 96V95H80ZM193 96V95H192ZM261 96V95H260ZM9 97V96H8ZM41 97V96H40ZM43 97V96H42ZM64 97V96H63ZM163 97V96H162ZM259 97V96H258ZM6 98H7V96H6ZM3 98V99H0V106L2 105V106H9V107H13L12 106V104L13 103H10L9 104V102L11 101V97L10 98ZM14 99H16L17 100V97L15 98V97H13ZM65 98V97H64ZM42 99V98H41ZM41 99H39L40 101H38V102H36V103H34V105L36 106V105H39V106H36L37 108H40V106L44 109L45 108V106H47V105H49L50 103L47 101V100H41ZM66 99V98H65ZM248 99V100H247ZM250 99H251V97H250ZM261 99V98H260ZM13 100V99H12ZM254 100V99H253ZM51 101V100H50ZM56 101V100H55ZM55 101H54V103H55ZM247 101L249 102V103H247ZM257 101V100H256ZM12 102V101H11ZM25 102V101H24ZM64 102H65V100H64ZM163 102H165V101H162V103ZM194 102V101H193ZM260 102V101H259ZM61 103V102H60ZM253 103V102H252ZM5 104V105H4ZM8 104V105H7ZM20 104V103H19ZM250 106L249 107V109H248V105ZM260 105V104H259ZM17 106V105H16ZM33 107L34 109H37L36 107ZM263 107V108H262ZM47 109H48V107H46ZM45 108V109H46ZM53 108V107H52ZM1 109V111H3V109L2 108H0ZM62 109V108H61ZM253 109H254V111H253ZM261 109H263V111L261 110ZM50 110V109H49ZM5 111V110H4ZM7 111V113L6 112H0V113H3V114H1L0 115V118L1 117H3L4 116V113H5V116H6V114H7V116L5 117V119L7 118V117H9V115H10V112L12 111V109H11V111H8V110H6ZM65 111V110H64ZM257 111V112H256ZM49 112H51V111H49ZM259 112V113H258ZM62 113V112H61ZM13 114V113H12ZM51 114V113H50ZM50 114L48 113V111L46 112V111H41V112H38V113H30V112H21L20 114H19V116H18V118L17 119H14V118H11V117H9L8 119H6L5 120V122H6V124L4 125V124H2V122H1V124L3 125V127L1 128V133H0V180L3 182L4 180H7L8 182H14V184L12 185V184H10L9 186H8V188H6V192H7V194H9V195H11V196H15V199H16V204H17V235H18V237H17V239H18V245H17V250H16V253H17V264H36L37 263V261H38V259H39V256H42V255H39V254H41V253H38V251L40 252L41 251V246H38V244L36 243V242H38L37 240H36V233L35 232H33L32 230H30V231H25V229H23V227L21 226V224H20V211H21V206H20V199H21V194L22 193H20V191H19V185H20V183H19V181H20V177H21V175H20V173H21V165H20V163L22 162V160L21 161H19V158H20V155H21V150H20V147L21 146H19L20 145V137L19 136H16V135H14V133H12L14 130V127H13V124L12 123H15L17 126L19 125L20 126V129H26V131L27 130H31L30 131V133H34V132H32V131H34V130H32V129H34L36 126H37V120H39L40 121V128L41 129H45L46 128V126H45V128H44V122L47 120L48 121V119H47V117L48 116H50ZM53 114V113H52ZM16 117V116H15ZM51 117V116H50ZM11 118V119H10ZM49 118V117H48ZM59 118H60V116H59ZM59 118H57L58 119V121H57V123L59 122ZM2 119V121H3V118H1ZM0 119V120H1ZM13 119V120H12ZM12 121V122H11ZM14 121V122H13ZM47 121H46V123H47ZM4 121H3V123H5ZM66 122V121H65ZM15 124H14V126H15ZM58 125V124H57ZM252 126V127H254L255 126V128H254V130H255V132L253 131H251V128L249 127V126ZM254 125V126H253ZM56 127V126H55ZM247 127H249V128H247ZM113 128V127H112ZM17 128H15V130H16ZM47 130V129H46ZM61 130V129H60ZM108 130H110V129H108ZM107 130V131H108ZM113 131V130H112ZM17 132V131H16ZM47 132V131H46ZM54 132V131H53ZM113 133V132H112ZM140 133V132H139ZM40 134V133H39ZM111 134V133H110ZM138 134V133H137ZM30 135V134H29ZM48 136V135H47ZM64 136V135H63ZM111 136V135H110ZM26 141H28V139L30 138V136H28V133H27V135H26ZM62 138V137H61ZM66 138V137H65ZM66 140V139H65ZM79 140V139H78ZM77 140V141H78ZM256 140V141H255ZM74 141V140H73ZM254 141V142H253ZM59 142V141H58ZM75 142V141H74ZM26 143V142H25ZM56 143V142H55ZM70 143H71V141H70ZM185 143V142H184ZM59 144V143H58ZM73 144V143H72ZM77 144H79V143H77ZM76 144V145H77ZM182 144V143H181ZM186 144V143H185ZM75 145V146H76ZM183 145V144H182ZM256 145V144H255ZM27 146V145H26ZM55 146V145H54ZM59 146V145H58ZM73 146V145H72ZM74 146V147H75ZM163 146V145H162ZM186 145H184L183 146V148L185 147ZM221 146V147H222ZM262 147H263V145H261ZM260 145H259V148H262ZM182 147V146H181ZM162 148V147H161ZM165 148V147H164ZM218 148V147H217ZM216 148V149H217ZM264 148V147H263ZM59 149V148H58ZM57 149V150H58ZM63 149V148H62ZM76 150L75 151H73V152H71L72 154L74 153V155H81V157H87V158H89V156H88V151L87 150H89V146H87V148H85V146H81V145H78V147L77 148H75ZM181 149V148H180ZM220 149V148H219ZM218 149V150H219ZM48 150H50V149H48ZM78 150H80L81 151V153H79V151ZM182 150V149H181ZM184 150V149H183ZM220 150H222V149H220ZM261 150V149H260ZM51 151V150H50ZM53 151H54V149H53ZM60 152L62 151V150H59ZM135 151V150H134ZM165 151V150H164ZM185 151H186V149H185ZM195 151V150H194ZM216 151V150H215ZM181 152V151H180ZM183 152V151H182ZM181 152V153H182ZM219 152V151H218ZM262 152H263V149H262ZM261 152V153H262ZM55 153V152H54ZM67 153H70V152H66V154ZM121 152H119V154H115V156H116V158H121L120 156H122L121 154H123V152L120 154ZM132 153H134V152H132ZM145 153H147V152H145ZM164 153V152H163ZM166 153V152H165ZM165 153H164V155H162V157L161 158H163V156L165 157L166 155H165ZM169 154L170 153H172V152H168ZM168 153H166V154H168ZM175 153H176V151H175ZM175 153H173V156L175 155ZM178 153V152H177ZM176 153V154H177ZM212 153V152H211ZM215 153V152H214ZM216 153H217V151H216ZM220 153V152H219ZM219 153H217V157H219ZM223 153V152H222ZM258 154V156H260L261 157V159H258V157H257V159L258 160H256L254 157H255V154ZM260 153V154H261ZM46 154V153H45ZM138 154V153H137ZM183 154L184 155H186V153H184L183 152ZM196 154H197V152H196ZM126 155V154H125ZM124 155V156H125ZM133 154H130L129 156H132ZM136 155V154H135ZM135 155L134 156H132V157H134V158H138L137 156H139V154L138 155H136V157H135ZM157 155V154H156ZM161 155V154H160ZM181 155V154H180ZM211 155V154H210ZM216 155V154H215ZM262 155V154H261ZM49 156V155H48ZM66 156V155H65ZM95 156V155H94ZM114 156V157H115ZM129 156H125V158L126 157H128V158H130ZM187 156V155H186ZM199 156V157H200ZM212 156H213V154H212ZM257 156V155H256ZM69 157V156H68ZM167 157V156H166ZM169 157V159L171 158L170 156H168ZM210 157V156H209ZM217 157H215L216 159H214V160H217ZM29 158H31V156H29ZM127 158V160L129 161H132L133 162V160L130 158V159H128ZM173 158H175V157H173ZM184 158H185V156H184ZM183 158V159H184ZM208 158V157H207ZM206 158V159H207ZM213 158H214V156H213ZM23 159V158H22ZM114 159V158H113ZM139 159V158H138ZM141 159V158H140ZM139 159V160H140ZM146 159H148V158H146ZM167 160H168V158H166ZM182 159V158H181ZM219 159V160H220ZM27 160V159H26ZM53 160H54V158H53ZM67 160V159H66ZM75 160V159H74ZM92 160V159H91ZM174 160V159H173ZM254 160H256V162L254 161ZM63 161V160H62ZM71 161V160H70ZM141 161H143V160H141ZM141 161L139 162V163H141ZM169 161V160H168ZM184 161H185V159H184ZM210 162L211 161V159H207V162ZM26 162V161H25ZM28 162V164H27V166L29 167V164H30V161H27ZM32 162V161H31ZM58 162V161H57ZM56 162V163H57ZM65 162V161H64ZM75 162V166H76V161H74ZM132 162H130L131 163V166H134V167H140V166H142L141 164L139 165V164H137L136 165V163H134V164H132ZM135 162V161H134ZM182 162H183V160H182ZM202 162V161H201ZM206 162V161H205ZM208 162V164H213V162H211V163H209ZM253 162V163H252ZM254 162H255V166H254ZM55 163V162H54ZM55 163V164H56ZM72 163V162H71ZM219 163V162H218ZM251 163V164H250ZM258 163V162H257ZM23 164V163H22ZM32 164V163H31ZM49 164V163H48ZM54 164V165H55ZM181 164V163H180ZM220 164V163H219ZM261 164V163H260ZM259 164V165H260ZM57 165V164H56ZM65 165H66V163H65ZM73 165V164H72ZM251 165V166H250ZM258 165V166H259ZM263 165V164H262ZM23 166V165H22ZM31 166V165H30ZM184 166H185V164H184ZM187 166V165H186ZM185 166V167H186ZM258 166H256V167H258ZM28 167H27V170H28ZM56 167V166H55ZM54 167V168H55ZM69 167V166H68ZM81 167H82V165H81ZM181 167V166H180ZM188 167V166H187ZM30 168V167H29ZM58 168V167H57ZM227 168V169H228ZM260 168H261V166H260ZM32 169H33V167H32ZM76 169V168H75ZM78 169H80V168H78ZM82 169V168H81ZM85 169V168H84ZM138 169V168H137ZM188 169V168H187ZM226 169V168H225ZM233 169V170H234ZM243 169H245L244 167H243ZM243 169H242V171H243ZM258 169V168H257ZM60 170V169H59ZM83 170V169H82ZM140 170V169H139ZM185 170V169H184ZM189 170H191V168L189 169ZM252 170V169H251ZM29 171H31V168L29 169ZM76 171V170H75ZM74 171V172H75ZM79 171V170H78ZM187 171V170H186ZM232 171V170H231ZM248 171V170H247ZM259 171H262V170H260L259 169ZM264 171V170H263ZM32 172V171H31ZM31 172H29L28 173V177L27 178H25V176H24V179H26L27 181H28V184H30V185H32L33 184V181L35 180L34 178H35V176L33 177V174H35L34 173V171H33V173H31ZM55 172V171H54ZM72 172V171H71ZM258 172V171H257ZM57 173V172H56ZM60 173V172H59ZM62 173V172H61ZM67 173H69V172H67ZM79 173V172H78ZM84 173V172H83ZM256 173V172H255ZM260 173V172H259ZM263 173V172H262ZM191 174V173H190ZM189 174V175H190ZM251 174V173H250ZM249 174V175H250ZM261 174V173H260ZM55 175V174H54ZM59 175V174H58ZM63 175V174H62ZM234 175V174H233ZM253 175V174H252ZM61 176V175H60ZM79 176V175H78ZM96 176V175H95ZM255 176V175H254ZM260 176V175H259ZM68 177V176H67ZM66 177V178H67ZM75 177H76V175H75ZM80 177V176H79ZM251 177V176H250ZM48 178V177H47ZM81 178V177H80ZM79 178V179H80ZM97 178V177H96ZM252 178V177H251ZM254 178V180H255V177H253ZM49 179V178H48ZM47 179V180H48ZM59 179H62V178H59ZM260 179V178H259ZM261 179H262V177H261ZM22 180H23V178H22ZM58 180V179H57ZM56 180V181H57ZM81 180H84V179H80L79 181H81ZM49 181H50V179H49ZM73 181H75V180H73ZM259 181V180H258ZM1 182V183H2ZM5 182V181H4ZM22 184H25V183H23L22 181H20ZM76 182H78V180L76 181ZM249 182V181H248ZM260 182V181H259ZM262 182H264V180L262 181ZM74 183V182H73ZM79 183V182H78ZM261 183V182H260ZM21 184V185H22ZM50 184V183H49ZM250 184V183H249ZM20 185V186H21ZM53 185H54V183H53ZM95 185V184H94ZM57 186V189L59 188V190H61V189H64L65 188V186L64 187H62L60 184H59V187H58V185H56ZM56 186H55V188H56ZM263 186V185H262ZM22 187H24V186H22ZM29 187H31V186H28V188ZM61 187V188H60ZM67 188V187H66ZM258 188V187H257ZM33 189H34V187H33ZM24 191H25V189H23ZM64 190H66V189H64ZM94 190V189H93ZM257 190V189H256ZM27 191V190H26ZM98 191V190H97ZM230 191H232V190H230ZM253 191V190H252ZM259 191H260V189H259ZM6 192H5V194H6ZM28 192V191H27ZM35 192V191H34ZM41 192V191H40ZM60 192V191H59ZM58 192V193H59ZM66 192H67V190H66ZM132 192L133 191H131V193L130 194H132ZM31 193H32V191H31ZM58 193H57V195H58ZM61 193V192H60ZM59 193V194H60ZM62 193H64V191L62 192ZM33 194V193H32ZM81 194V193H80ZM232 194V193H231ZM264 194V193H263ZM70 195V194H69ZM72 195H73V193H72ZM229 195V194H228ZM235 195V194H234ZM4 196V195H3ZM23 196V195H22ZM30 196V195H29ZM28 195L27 196H24V197H26V198H28L29 197ZM33 196V195H32ZM133 195H131L130 196V198L132 197ZM238 196V195H237ZM239 196H241V195H239ZM263 196V195H262ZM60 197V196H59ZM61 197H63V196H61ZM65 197V196H64ZM63 197V198H64ZM75 197V196H74ZM68 198V197H67ZM66 198V199H67ZM136 198V197H135ZM240 198V197H239ZM262 198V197H261ZM25 199V198H24ZM23 199V200H24ZM29 199H30V197H29ZM28 199V200H29ZM34 199V198H33ZM75 199V198H74ZM146 198H144V199H142V203L143 202H145V204H146V201H144ZM62 200V199H61ZM79 200H80V198H79ZM83 200V199H82ZM86 200V199H85ZM132 200V199H131ZM130 200V201H131ZM165 200V199H164ZM168 200H170V199H168ZM167 200V201H168ZM229 200V199H228ZM25 201V200H24ZM35 201V200H34ZM133 201V200H132ZM166 201V200H165ZM218 201V200H217ZM224 201V200H223ZM28 201H26V204H29V203H27ZM30 202H32V201H30ZM36 202V201H35ZM35 202L33 203V204H35ZM80 202H81V200H80ZM83 202V201H82ZM86 202V201H85ZM134 202V201H133ZM150 202H153V201H150ZM171 202H172V199H171ZM219 202V201H218ZM243 202H245V200L243 201ZM248 202V201H247ZM25 202H23V204H24ZM74 203H75V201H74ZM91 202L89 201V204H87V206L88 205H90L91 206V204H90ZM149 203V202H148ZM147 203V204H148ZM169 203V202H168ZM144 204V203H143ZM143 204H142V207H143ZM146 204V205H147ZM245 204V203H244ZM259 204V203H258ZM21 205H22V203H21ZM36 205V204H35ZM81 205V204H80ZM170 205V204H169ZM208 205H210V203L208 204ZM213 205V204H212ZM211 205V206H212ZM214 205H215V203H214ZM248 205V204H247ZM66 206V205H65ZM73 206V205H72ZM82 206V205H81ZM86 206V205H85ZM89 206V207H90ZM249 206V205H248ZM247 206V207H248ZM26 207V206H25ZM88 207V208H89ZM94 207V206H93ZM172 207H174V206H172ZM208 207V210H209V206H207ZM232 207V206H231ZM84 208H86V207H84ZM212 209L213 208H215V207H211ZM235 208V207H234ZM242 208V207H241ZM26 209V208H25ZM79 209V208H78ZM81 209H83V208H81ZM96 209L97 208H95V211H96ZM167 209H169V208H167ZM238 209H240V208H238ZM244 209H246V208H244ZM260 209V208H259ZM84 210V209H83ZM83 210H81V211H83ZM236 210V209H235ZM247 210V209H246ZM255 210H256V208H255ZM80 211V210H79ZM86 211V210H85ZM89 211V210H88ZM94 211V212H95ZM214 211H216V208H215V210ZM218 211V210H217ZM256 211H258V210H256ZM260 211V210H259ZM22 212V211H21ZM66 212V211H65ZM91 212L93 213V214H91ZM93 211H91V207H90V211L89 212H87L86 211V215L87 214H89V215H93L92 217H94V219H92V220H94L93 221V223H91L92 225H93V227L94 228H98L97 226H100L99 224H98V221L97 220H95L96 218H95V214H97V213H94ZM212 212H213V210H212ZM248 212V211H247ZM251 212V211H250ZM76 213H78V211L76 212ZM75 213V214H76ZM83 213V212H82ZM99 213V212H98ZM256 213V212H255ZM261 213V212H260ZM260 213L258 214V212H257V214L258 215H256V219L257 220H260L259 222H261L263 219H261L262 217V215H260ZM84 214V215H85ZM100 214V213H99ZM170 214V213H169ZM204 214L205 213H203V215H202V217H201V220L203 221V218H205V217H203L204 216ZM212 214V213H211ZM214 214V213H213ZM216 215H217V213H215ZM214 214V216L216 217V215ZM24 215H25V211H24ZM81 215V214H80ZM218 215H219V213H218ZM236 215H238V214H236ZM260 215V219H259V216ZM23 216V215H22ZM22 216H21V218H22ZM70 216H71V214H70ZM77 216V215H76ZM102 216V215H101ZM235 216V215H234ZM180 216H178V218H179ZM215 217H213L212 216V218H213V220H214V218ZM235 217H237V216H235ZM254 217V216H253ZM258 217V218H257ZM77 218V217H76ZM84 218V217H83ZM102 218H103V216H102ZM172 218V217H171ZM183 218V217H182ZM200 218V217H199ZM211 218V217H210ZM240 218V217H239ZM24 219V218H23ZM26 219V218H25ZM87 219V218H86ZM104 219H105V217H104ZM206 219V218H205ZM218 219V218H217ZM223 220H224V218H222ZM88 220H89V218H88ZM92 220H90V221H92ZM183 220V219H182ZM213 220H211V221H213ZM234 220V219H233ZM243 220V219H242ZM0 221H1V224H0V227H2V229L4 228V226L9 222V216H5V215H2V217H0ZM58 221V220H57ZM79 221V220H78ZM77 221V222H78ZM97 221V222H96ZM174 221V220H173ZM176 221V220H175ZM175 221L174 222H172V223H175ZM180 221H181V219H180ZM216 221V218H215V220H214V222ZM250 220L248 219V222H249ZM254 221V220H253ZM24 222V221H23ZM27 222V221H26ZM56 222V221H55ZM88 222V221H87ZM104 222V221H103ZM102 222V224H103V226L104 227H106V228H104V229H109L108 230V232H110L111 230H110V228H107V226L106 225H104V223ZM179 222V221H178ZM208 223L210 222V219H209V221H207ZM206 222V223H207ZM234 222V221H233ZM243 222H245V219L240 223V226H243L244 225V223ZM254 222H256L257 224H259L257 221H254ZM253 222V223H254ZM54 223V222H53ZM82 223H84V222H81V224ZM168 223H169V221H168ZM170 224V228H171V226H173V224ZM177 223V222H176ZM207 223V224H208ZM222 223H224V222H222ZM242 223H243V225H242ZM9 224V223H8ZM38 224V223H37ZM80 224V223H79ZM86 224H88V223H86ZM90 224V223H89ZM88 224V225H89ZM106 224H108V222L106 223ZM178 224V223H177ZM207 224H205L204 225V227H207ZM226 224V223H225ZM224 224V225H225ZM236 224V223H235ZM249 224V227H251V225L250 224H252V223H248ZM255 224V223H254ZM211 224H209V228H208V231H209V229H210V231L209 232H207V233H210L211 232V230L213 231V229L215 228H211V226H210ZM233 225V224H232ZM231 225V226H232ZM261 225V224H260ZM24 226V225H23ZM27 226V225H26ZM75 226V225H74ZM103 226H100V227H103ZM165 226H167V227H169L168 226V224H166ZM174 226H175V224H174ZM177 226V225H176ZM213 226H214V224H213ZM216 226V225H215ZM223 226V225H222ZM255 226V225H254ZM256 226H258V225H256ZM35 226H33V228H34ZM57 227V226H56ZM55 227V228H56ZM82 227H83V225H82ZM99 227V228H100ZM234 227V226H233ZM253 227V226H252ZM29 228H31V227H29ZM58 228H60V227H58ZM78 228V227H77ZM76 228V229H77ZM87 228V227H86ZM89 228V227H88ZM169 228V229H170ZM207 228H204V230L206 229L207 230ZM258 228V227H257ZM2 229H0V230H2ZM82 229V228H81ZM81 229L79 228V231H81ZM84 229V228H83ZM103 229V228H102ZM217 229V228H216ZM219 229V228H218ZM217 229V230H218ZM225 228H223V230H224ZM62 230V229H61ZM60 230V231H61ZM94 230V229H93ZM99 230V229H98ZM222 229L221 230H219V234L221 235V231H223ZM250 230H253L252 228L250 229ZM54 231H56V229L54 230ZM84 231V230H83ZM88 231H89V229H88ZM87 231V232H88ZM214 231H216L215 229H214ZM68 232V231H67ZM85 232H86V230H85ZM95 233H96V237L98 236V234H99V232H97V230H95L94 231ZM104 232H106V231H104ZM108 232H107V234H108ZM60 233V232H59ZM69 233V232H68ZM82 233V232H81ZM98 233V234H97ZM101 233V235H99L98 236V238L96 239V240H94V241H91L90 239V241H91V243L89 244V242L88 241H86V243L85 242H81V243H85V244H89V245H87V247H86V245L84 246V245H82L81 244V246H84V247H81V249H85L86 250V252H85V254H86V256H85V254H83L84 252L82 251V250H79V248H75L76 250H78L77 252H76V250L74 251V249L73 248H71V251H72V249H73V253L75 254H71V253H65V250L63 251H61L60 250V248H59V245H56L55 246V244L54 243H51V245L52 244H54V247H52V246H50V249H47L48 250V253L47 254H45L46 255V257H45V259L46 260H43V261H47L48 260V262L49 263H58L59 264V262L58 261H60V257L62 256L63 257V259H61V261L62 260H64V261H62L61 263L63 264V263H78V264H82V263H84V264H117V262H119L120 260H121V254L122 253H126V259H122V261H124V262H121V264H155V263H152V262H154L155 260H156V256L155 255H153L152 257H153V259H151V260H149V256L146 258V259H144L143 258V256L144 255H142V254H140V249L138 250V251H135V250H131V249H129V250H126V251H123V250H121V248H120V246L119 245H121L120 243H121V237H119V236H117V234L115 233H109V235H106V234H104V233H102V232H100ZM176 233V232H175ZM205 233V232H204ZM211 233H213V232H211ZM210 233V234H211ZM41 234V233H40ZM56 234H57V232H56ZM55 234V235H56ZM87 234V233H86ZM217 234V233H216ZM215 234V235H216ZM223 234V233H222ZM243 234H245V233H243ZM243 234L241 235V236H243ZM46 235V234H45ZM85 235V234H84ZM175 235V234H174ZM173 235V236H174ZM201 235V234H200ZM203 236H204V234H202ZM234 235H236V234H233V235H230V236H232L233 238L235 237ZM211 236H213V237H215L214 235H211ZM228 236V235H227ZM240 236V237H241ZM93 237H95V236H93ZM93 237H91V238H93ZM175 237H177V236H175ZM213 237H211V238H213ZM216 237H217V235H216ZM229 237V236H228ZM231 237V238H232ZM244 237V236H243ZM44 238H45V236H44ZM79 238V237H78ZM180 238V237H179ZM205 238V237H204ZM222 238V237H221ZM227 238V237H226ZM226 238L225 239H223L224 241L226 240ZM231 238H229V239H231ZM237 238V237H236ZM181 240H182V237L180 238ZM201 239H203V238H201ZM200 239V240H201ZM205 239H207V237L205 238ZM215 239V238H214ZM253 239V238H252ZM252 239H251V241H252ZM70 240H71V238H70ZM222 240V239H221ZM227 240H228V238H227ZM226 240V241H227ZM247 240V239H246ZM245 240V241H246ZM58 241V240H57ZM60 241H61V239H60ZM59 241V242H60ZM67 241V240H66ZM80 241V240H79ZM81 241H83L82 239H81ZM202 241L203 240H201V243H202ZM240 241V240H239ZM243 241H244V239H243ZM249 241H250V239H249ZM43 242H45V241H43ZM46 242H48V241H46ZM76 242V241H75ZM88 242V243H87ZM178 242V241H177ZM204 242V241H203ZM221 242H223V241H221ZM233 242V241H232ZM236 242V241H235ZM57 243V242H56ZM78 243H80V242H78ZM200 243V244H201ZM207 244H208V242H206ZM206 243H205V245H203L202 246V248L204 249H207V248H209L210 250V252H211V250H212V252L214 251V248H210V247H208L207 245H206ZM210 243V242H209ZM226 243H228V242H226ZM37 244V245H36ZM43 244V243H42ZM58 244H60V243H58ZM70 244V243H69ZM71 244H72V242H71ZM230 245H231V243H229ZM228 244V245H229ZM233 244V243H232ZM242 244V243H241ZM44 245V244H43ZM64 245H65V243H64ZM223 245V244H222ZM227 245V246H228ZM243 246H244V244H242ZM242 245H241V251H240V253L237 255V254H234L235 252V248H237V247H235L234 246V244H233V248H234V250H232V252H234V253H232L231 252V250L229 249L228 250V247H225V248H219L218 250H222V254H221V252H220V254H221V257H222V263H204V261L202 262V263H193V264H261L260 263V261L258 260V258H257V256L255 255V252H254V250L252 249V247H250V248H248V247H242ZM238 246H239V244H238ZM39 247V248H38ZM44 246H42V248H43ZM52 247V248H51ZM71 247H73L72 245H71ZM216 247V246H215ZM218 247H220V246H218ZM217 247V248H218ZM175 248H177V245H176V247ZM38 249H40V250H38ZM62 249H64V248H62ZM68 249H69V247L67 248V251H68ZM170 249H172L171 247H170ZM169 250V249H168ZM173 250V249H172ZM217 250V251H218ZM238 250V249H237ZM207 252V253H210V252ZM6 252V251H5ZM5 252L3 253L4 254V256H5ZM80 253V255H79V253L78 254H76V253ZM198 252H200L199 254H201V255H203L204 256V253L202 252V250L200 249ZM212 252H211V254H212ZM216 252V251H215ZM9 254L11 253L10 252V250H9V252H8ZM45 253H46V251H45ZM203 253V254H202ZM43 254H44V252H43ZM60 254V255H59ZM211 254H209V255H211ZM74 255V256H73ZM198 255V254H197ZM206 255V254H205ZM209 255H207L208 256V258H209ZM213 255H216V253L214 254L213 253ZM177 256V255H176ZM6 257H8V256H6ZM44 257H43V259H44ZM199 257V256H198ZM202 257V256H201ZM201 257H199V259H201ZM212 257V256H211ZM217 257V256H216ZM59 258V259H58ZM120 258V259H119ZM214 258H215V256H214ZM213 258V259H214ZM116 259H118L117 261H116ZM128 260V261H127ZM208 260H210V259H208ZM176 261V263H177V260H175ZM199 261V260H198ZM206 261V260H205ZM47 262V263H48ZM127 262V263H126ZM212 262V261H211ZM176 263H172V264H176ZM44 264H46V263H44ZM119 264V263H118ZM158 264H163V263H158ZM165 264V263H164ZM169 264V263H168ZM177 264H181V263H177ZM182 264H184V263H182ZM189 264H192V263H189Z\"/></svg>","mask_w":264,"mask_h":264}]
</instances>
